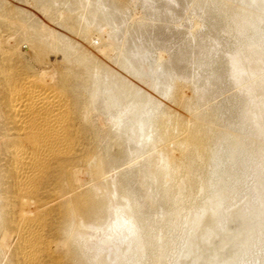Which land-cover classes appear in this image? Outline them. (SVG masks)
Masks as SVG:
<instances>
[{
	"label": "bare ground",
	"instance_id": "6f19581e",
	"mask_svg": "<svg viewBox=\"0 0 264 264\" xmlns=\"http://www.w3.org/2000/svg\"><path fill=\"white\" fill-rule=\"evenodd\" d=\"M250 4H261L264 7V0H250ZM262 6L260 7L262 8ZM4 10L0 13V264H75L76 257L80 254L81 242L84 240L85 234L80 233L77 236L73 227L78 225L80 228V225H83L86 219L94 217H96V225L103 226V220L105 221L104 217L108 212L110 203L107 198L88 185L90 179H92L91 172L99 174L103 168V161L100 158L102 155L98 156L96 144L97 129L103 126L102 119L104 115L98 117L97 120L92 119L89 116V109L84 110V105L81 103V95L76 93L83 90L89 91L90 85L86 89L87 83L89 79L93 78L92 74L98 72V67L91 61L93 60L91 59L93 53H89L86 49L85 51L80 50L79 48L81 47H77V45H73V43L58 37L59 35L56 36L49 33V35H46V38L43 36L39 38L35 35L36 31V33H32L35 29L33 28V30L26 25L28 22L24 21L26 24H23V22L22 24H17L18 22L15 20L18 18L15 19L12 15L13 19L10 15V10L9 12L6 10L5 12ZM222 10L218 11L223 13ZM231 19H233V22L236 20L234 16ZM257 23L255 20L250 19V17L239 20L237 24L234 23L237 29L236 33L240 32L238 33V35L240 34V38L234 42L233 53L228 55L230 56L229 61L232 76L238 82H248L246 94L250 100L242 106V111L230 114L227 117L230 121L229 126L232 127L229 141L226 139L228 136H226L224 139H226V142L228 141L227 144L225 143L226 145H223L217 152V155L210 160L206 179L204 182L201 181L199 183L201 192L210 191L213 185L216 184L226 196L225 202L211 204L205 214H203L204 220L207 218L213 221L216 218L218 221L219 219L218 222L216 221L218 227L224 226L229 221L231 222L233 215L237 214L238 216V213L244 214L245 210L251 208L255 196H259L257 191L261 188V184L264 181V151L255 145L257 140L264 138V100L257 106L253 102L254 98L264 99V34L255 32L254 38L251 40H247L243 36L248 29H255L256 31ZM40 25L38 27L36 25V27L39 28ZM43 25H41V29L44 32L40 30L41 33L51 31L48 30L50 27L46 30V25L44 27ZM70 25L74 30L81 31L84 34V38L88 39L89 35L86 30L84 31V27L80 29L82 27H76L77 25L75 24V26L73 24ZM37 28L36 30L38 31L39 29ZM15 29L18 30V33L13 32ZM29 29H32V32ZM230 29H232L231 25ZM45 34L43 35L45 36ZM214 49L206 52L199 59V62H197L198 67L200 69L202 67L207 72L205 84L198 91L200 95L215 87L219 81L221 82L222 76L225 74L223 71H218L219 69H213V64L207 63L211 59L217 58L218 61L223 58L221 56L219 58L216 54L218 53V47L217 50L216 48ZM61 52L63 54L60 60L58 54L61 55ZM136 70L137 72L140 71L141 66H138ZM157 77L159 78V76ZM158 78L156 84L160 83V78ZM88 84H91V80ZM93 84L95 85L96 82ZM125 85L127 84H124V88ZM168 86H171V83ZM168 86L167 88H169ZM123 87L121 86L122 90ZM76 88L80 90L76 91ZM163 89L164 91L166 90L164 87ZM171 89H167L163 94L168 96ZM90 93H88L89 96H91ZM94 97L91 96L90 98ZM184 99L183 97L182 103H179L186 107L185 100L187 98ZM152 102L153 100L149 99L139 104L142 105L143 103V107L152 104ZM232 106H235L234 102ZM216 111L214 115H210V117L206 116L207 118L204 115H194L186 119L188 117L185 116L183 118L181 117L182 115H179L180 117L175 120L177 123L174 126L163 122L159 123L157 119L141 125V128L145 131L150 126L154 127L155 131L160 132V137L166 142L167 148L169 147L170 149L171 146L178 145L182 152L179 155H175L171 151H167L166 160L161 170H159L157 180L154 179V181H158L163 173H168L173 178L175 184L173 183L169 189L163 188L162 194L160 193L164 198H169L176 183L186 181L185 178L180 177V174H183L182 172L186 168V166L184 168V161L187 157V151H190L197 159L200 158L201 163H205L203 157L206 156L205 154L208 151L207 145H209L215 123L222 113L220 111L217 114ZM197 114L199 115V113ZM211 114L213 113L211 112ZM173 115L176 117L175 114ZM121 118V115H114L111 119L114 125H116L121 122ZM248 124L251 126L250 131L247 134H242V131ZM174 129H177L178 132L176 133L178 134L175 133ZM219 141L221 142V140ZM222 142H224L223 139ZM167 148L162 151L165 152L168 150ZM173 149H171L172 152L174 151ZM190 152L187 153L190 154ZM211 152H213V149ZM196 165L198 166V163ZM201 165L195 171L191 169L194 172L193 175L189 172L192 178L199 172L201 176L202 174L205 175L206 168L204 169V166ZM185 170L187 172V169ZM186 174L189 177L188 173ZM96 177H94V180H96ZM197 177L200 178L199 175ZM253 179H255V182L257 181L256 183H259V187L256 188L257 191H252L251 189ZM102 184L104 185V183ZM187 184L189 183L187 182ZM97 187L100 188L101 186ZM151 193L146 191L144 195L142 194L144 202L146 200L153 202L156 199ZM137 197V194L128 192V195L123 197L125 201L121 206L114 205L117 221L113 222V225H110L112 228L109 227L112 230L118 229V231L116 230L118 233L119 230L120 233L121 231H126L128 232V236H130L129 233L134 234V236L136 235L132 242L130 239L131 243L127 241L129 244L126 250L128 251L124 252L125 255L118 256L119 253L117 252L119 250L116 249L115 255L118 256H115L116 259H102L100 255L98 257L102 260L98 264L158 263L156 258L164 245L161 247L159 244H154L157 243V240L155 236L149 233L151 232L149 228L152 229L150 227V219L148 221L142 215V213L144 214L142 208H144L145 204H143V201L139 202L140 200ZM156 214H158V211ZM174 214L173 212L172 219H174ZM170 215L168 216L170 217ZM175 217H178V213L175 214ZM191 221L192 218L188 217L185 222L189 223ZM171 222L173 223L172 220ZM173 226H171V229ZM191 233L188 231L187 234L184 230L181 233H177V237H179L178 244L180 243L181 246H171L172 249L173 247L176 249L175 252L173 251L174 253H172L173 255L170 257L169 262L166 260L167 264H172L176 260H180L181 263L186 260L187 256L188 258L191 256L187 247L189 239L192 236ZM164 235L168 236L165 233ZM246 235L243 237L245 241L243 243L240 242L242 244L239 249L240 251L235 256L232 254L233 258L229 255L230 259L227 258L228 261H225L222 259L223 254L220 252L221 259L224 261L221 264H264V231L249 229ZM125 239H127L126 236ZM239 240H235L236 243L238 241L239 244ZM113 241H111L112 244L115 243ZM120 246L117 248L120 249ZM151 246H155L154 251L151 250ZM169 248H165L166 251ZM101 251L103 253L104 250ZM95 254H92L93 257L96 256ZM97 254L99 253L97 252ZM218 255L216 256L217 259ZM158 257L160 258V256ZM210 257H207V259H210Z\"/></svg>",
	"mask_w": 264,
	"mask_h": 264
},
{
	"label": "rangeland",
	"instance_id": "374dc122",
	"mask_svg": "<svg viewBox=\"0 0 264 264\" xmlns=\"http://www.w3.org/2000/svg\"><path fill=\"white\" fill-rule=\"evenodd\" d=\"M196 1L0 0V10L2 9L1 11H3V9H5L7 12L10 10L11 17L13 18L14 16L15 19L18 18L15 20L18 22L17 24H22V22L26 24L28 22L29 24L27 23L26 25L29 28L35 29H33V32L32 29L29 30L32 33L37 32L38 35L37 33L35 35L39 38L42 36L46 38V35L51 33L56 36L59 35L58 37L73 43V45H77V47H81L79 49L82 51L86 49L89 53H93L91 55V59L93 60L91 61L98 67V72L93 73V71V78L89 79L88 83H90L91 80V84L87 83L86 89L90 85L89 91H77L80 89L76 88V93L81 95V103L84 105V110L89 109V116L92 119L97 120L98 117L104 115L102 119L103 126L97 129L98 135L96 144L98 156L100 157L102 155L100 157L103 161L102 174L91 172L92 179H90L88 185L95 189L100 195L107 198L110 203L108 214H105V221L103 220V226L96 225V217H94L86 219L83 224L85 227L81 224V229L78 225L73 227L77 236H79L80 233L85 234V238L81 242L80 254L76 257V261L78 262L75 261V264H96V262L98 264L102 259H116L119 255H125L128 251L126 250L128 248L127 245L132 242L136 235L134 236V234L129 233L130 236H128V232L126 231H121V235L120 230L118 233V229H116L117 231L112 230L110 226L113 225V222L115 223L117 221L114 205L121 206L125 201L123 197L128 195V192L137 194V198L140 200L139 202L143 201V204L147 206L146 208L144 205L145 209L142 208L144 212L142 215L144 216L143 218H146L148 221L150 219L149 222L152 229L149 228V231L151 230L153 233L148 232L150 235L156 237L157 243L154 244H159L161 247L164 245L166 249L170 246L167 251L164 247L160 249L161 251L158 252L159 255H157L156 258L158 263L155 262V264H167L169 262L170 257L173 255L172 253H174L176 249L173 247V250L171 246H181L180 243L178 244L179 237H177V233H181L183 230L187 232V234L188 231L189 233L192 232L187 246L191 256L188 258V256L185 255L188 259L186 258V260L181 263L180 260H176L172 264H204L205 262L206 264H213L214 262H216L214 264H221L224 262L222 259L228 261L227 258H233L232 254L235 256L236 253L240 251L239 249L242 246L240 242L243 243L245 241L243 237L247 236L246 234L249 232V229L264 231V181L258 191L256 188L259 187V183H256L257 181L255 182V179L251 182L252 191H257V193H259V196H255L254 198V206L253 204L251 206V208H253L245 210V215L243 213H238V216L237 214L233 215L231 222L229 221L230 223L228 222L221 227H218L216 218L215 220L213 219V221L207 218V220H204L203 214H205L211 204L214 205L225 202V194L221 192V189L216 184H214L208 192H201L199 187V183L201 181L204 182L206 179L210 160L213 159L214 156L217 155L219 149L223 145L225 146L229 141L232 127L229 126L230 121L227 117H229L230 114L242 111V106L250 100L249 96L246 94L248 82H238L232 76V69L229 61L230 56L228 55L233 53L234 42L240 38V34L238 35L240 32L238 31V33H236L237 29L234 23L237 24L239 20L246 17H250V19L258 22L256 31L255 29H248L245 31V35L243 34L244 38L247 40L253 39L255 32L264 34V7L261 4L252 5L250 4V0ZM260 6H262V8ZM220 8L223 9V13L218 11L221 10ZM85 15L87 16L85 17ZM232 16L236 19L234 22L233 19H231ZM40 24H44L43 27L46 25V30L50 27L48 30L51 31L45 32L48 34L41 33L40 30H42V32L44 31L41 29ZM70 24H73V26L77 25L76 27L79 26V28L82 27L80 29L84 27V31L86 30L89 35L88 39L84 38V34L81 33V31L74 30ZM36 25L37 27L40 25V27L37 28ZM230 25L232 29H230ZM36 28L39 29L38 31L41 34ZM13 32L18 33V30L15 29ZM43 34H45V36ZM217 47L218 53L216 54L219 58L220 56L223 58L218 61L217 58L211 59L212 62L209 60L207 63L213 64V69H219L218 71H223L225 74L222 76L221 82L219 81L215 87L211 88L212 90L210 89L205 94L200 95L198 91L200 90L199 88L203 87L205 84L207 72H205V69L202 67L200 69L197 62H199V59H201L206 52L214 48L217 50ZM106 49L107 51H105ZM62 54V52L61 55L58 54L60 60ZM26 58L28 57L26 56ZM139 62L141 65H139ZM133 66L134 68H132ZM138 66H141V70L137 72L136 69ZM157 76H159V78L161 76V78L159 79ZM157 78L160 81L158 84H156ZM95 82L96 84L94 85L93 83ZM125 83L127 85H125L124 88L123 86ZM170 83L171 86H168ZM167 86L170 89L173 86V90L171 89L169 92L170 94L168 93L169 95L165 96L163 93L169 89ZM163 87L166 89L165 91ZM93 88L94 90H92ZM90 91L91 93L92 91L94 92L91 94ZM177 92L179 94L181 92L182 95H180L185 99L187 98L186 100L188 102L184 99L186 107L182 104L180 105L179 102L182 103L183 97L181 98ZM88 93L93 97L95 94L97 96L95 95L94 98H90L91 96H89ZM149 99L153 100L152 104L143 107V103L142 105L139 104ZM254 99L253 102L256 103V106L264 100L263 98ZM189 102L192 103L190 104ZM233 102L235 106H232ZM215 111L217 114L220 111H222V113L215 123L209 145H207L208 151L205 154L206 156H204L205 158L203 157L206 164L202 162L203 165L200 158H198L200 159L198 160L190 151H187L190 152V154L186 152V158L188 159L185 158L184 161V168L186 166L185 169H187V172L184 169L182 172L183 174H180V177L185 178L186 181L176 183L169 198H164L161 195L162 189H169L174 181L168 173H163L158 180L159 182L156 181L160 172L159 170H161L166 160L167 151H171V153L175 155H179L182 152L178 145L174 147L171 146L174 149L171 147L170 149L169 147L167 148L166 142L160 137V132L155 131L154 127L150 126V128L145 131L141 128V125L145 122H151L153 119H157L159 123L163 122L174 126L177 123L175 120L181 115L183 118H185V116L188 117L186 119L194 115H204V117L207 118L206 116L210 117V115H214ZM211 112L213 114H211ZM169 113L172 116L175 114L176 117H172ZM197 113H199V115ZM114 115H121L122 118L119 124L114 125L111 119ZM227 125L229 128H227ZM250 129L251 126L249 124L246 125L242 134H247ZM174 131L175 133L178 132L177 129H174ZM225 137L228 140L227 142L226 139H224ZM222 139L224 142H222ZM219 140H221V142ZM214 145H218L219 147ZM255 145L257 148H261L264 151V138L257 140ZM165 148L168 150L163 152ZM171 149L174 151L172 152ZM177 149L180 152H178ZM212 149L213 152H211ZM213 153L214 155H212ZM193 161L195 162L194 164ZM197 163L198 166L196 165ZM188 165L190 168L187 167ZM199 165L204 166V169L206 168L205 175L202 174L201 176L199 172L197 175H199V177L201 176L200 178H198L197 175L192 178L189 174L191 173V175H193L194 172L192 171L199 168ZM191 169L194 170L191 171ZM185 172L188 173L189 177H187ZM96 175H98V177H96ZM93 176L96 177V180H94ZM154 179L156 180L154 181ZM192 181H194V183H192ZM187 182L189 184H187ZM102 183H104V185ZM97 186H101V189ZM143 191L152 192L151 194H153L156 199L153 202L147 200L144 202L143 195L145 192ZM156 210L158 214H156ZM171 210L175 214L178 213V217H175L174 214V219H172L173 212ZM167 214H171L170 217ZM168 217L173 223L171 220H168ZM188 217L192 218V221L186 223L185 221ZM170 224L171 226H173V224L174 226L176 225L177 228L173 226L171 229ZM240 224L245 228L241 227ZM163 232L168 236L164 235ZM125 236L127 239H125ZM238 237H240V240ZM235 240H239V244L238 241L236 243ZM111 241H113V243L115 242V245L112 244ZM127 241H129V243H127ZM121 242L123 243L120 246ZM237 244L240 246L238 247ZM119 246L123 251L121 248H117ZM116 249H118L119 252H117ZM154 249L155 246H151V250L154 251ZM101 250H104L103 253H101ZM97 252L99 254H97ZM116 252L119 253L118 256L115 255ZM168 252L171 253L170 256ZM220 252L223 254L222 259ZM92 254L96 256L93 257ZM164 254L165 256H163ZM100 255L102 259H99L98 256ZM212 255L214 256L210 257ZM217 255L218 259L221 261L217 259ZM207 257H210V259H207Z\"/></svg>",
	"mask_w": 264,
	"mask_h": 264
}]
</instances>
